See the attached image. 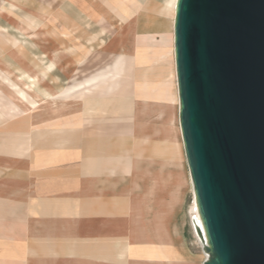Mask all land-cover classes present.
<instances>
[{
	"label": "crops",
	"instance_id": "1",
	"mask_svg": "<svg viewBox=\"0 0 264 264\" xmlns=\"http://www.w3.org/2000/svg\"><path fill=\"white\" fill-rule=\"evenodd\" d=\"M16 1L23 4L27 0ZM35 1L39 6L36 16L38 24L35 27L37 31L24 27L22 22L17 24L29 38L36 39L42 58L38 57L37 60L27 62L24 57L13 54L16 58L13 61L18 66L16 69H20L16 72L21 82L27 83L24 86L28 90L35 88L38 99H42V102L38 107L32 108L31 112L24 111L21 107L13 105L11 98L0 92V115H8L10 126L14 124L21 127L17 131L19 134L12 132L8 134L7 130L10 126L0 125L5 131L4 135L0 133V146H3L2 142L8 143L9 139L16 138L15 140L27 141L29 148L36 146L39 151L45 144L48 147L71 142L70 134L60 131L68 130L66 128H33L35 123L39 125L44 120L45 114L48 116L58 114L64 106H68L69 109L75 108L76 101L73 99L82 97L85 98V101L81 102L82 109H85L83 111L85 117L88 115L91 118L98 112L103 114L105 111H102L100 103L97 104V101L92 100L93 95H90L92 100L90 103L86 101L89 92L76 90V85L69 87L68 90L56 89L61 82L71 78L78 67L87 65L93 52H100L103 49L120 55V61L115 60L106 73V89L112 92L118 88L119 77L124 73L125 66L121 60L125 52H129L133 65L139 67L142 51L147 49L155 54L156 36H161L160 40L164 43L170 41L173 37V29H167V25L161 22L156 12L155 0ZM141 38L151 41L152 46L149 47L147 44L140 47ZM172 41L173 38L171 43ZM172 62L173 60L169 64L156 67L157 69L139 68L137 73L141 77L152 73L155 76L162 75L166 81L172 79ZM46 63H49L47 68H45ZM8 68L10 69V65ZM51 68H53V79L45 78ZM114 78L117 79L115 84ZM90 80L86 78L85 83ZM45 82H52V86H46ZM73 88L75 90H72ZM83 93L84 95L79 96ZM18 94L21 101L23 98H32L28 91L19 90ZM58 98L68 99V104L56 102ZM89 107L91 109L88 111ZM34 116H37L36 119L33 118ZM83 124L78 129L72 130H77L81 134L82 131L103 130L105 127L102 125L112 129L118 126L114 121L105 124L90 123L87 118ZM47 131L49 134L45 133ZM175 133V139L180 140L182 147L178 126L175 128ZM84 139L80 140L81 143L75 142L73 145L81 148L80 153L84 152L85 168L89 170L85 169L83 173L69 170L67 176H61L60 171L51 169L49 181L38 182L35 186L25 182V187L21 189V202L11 203L9 208L8 171H12L13 174H26L30 171L27 165L24 168L14 167L12 163H8V157L0 158V212L5 211L4 216L0 213V264H123L118 260L126 253H137L139 256L140 245H131L132 243H154L158 242V239L167 241L168 237L171 238L172 243L174 233L177 235L179 233L184 238L181 228L172 230L169 224L164 222L161 223L163 228L159 232L165 237L157 238L161 235L159 232L153 233L151 227L155 223L149 224L146 215L138 225L132 221L130 219L132 211H156L151 200L147 203L146 198L143 197L140 198L143 201L132 202L131 197L134 198L135 193L142 192L134 181L132 188L138 187L137 190L118 191L113 183L108 188L100 186L104 178L101 172L102 157L97 155L99 150L92 149L98 145V139L95 137H84ZM89 152L91 157H88ZM181 165L183 166L182 163ZM108 171L114 173L113 168H109ZM35 172L38 177L44 178V170ZM61 179L66 181L62 182ZM149 190L151 189H147ZM127 191H129L128 196L123 198L121 193ZM19 206L25 213L15 214L17 218L13 219L14 212ZM139 230H142L143 234H139ZM175 249L176 252H172L174 249L167 247L166 251L173 258L185 256L178 252L176 247ZM145 252L148 254V250L145 249ZM156 253H158L157 257L162 258V250ZM22 255L24 257L20 258Z\"/></svg>",
	"mask_w": 264,
	"mask_h": 264
},
{
	"label": "rangeland",
	"instance_id": "2",
	"mask_svg": "<svg viewBox=\"0 0 264 264\" xmlns=\"http://www.w3.org/2000/svg\"><path fill=\"white\" fill-rule=\"evenodd\" d=\"M155 2L158 7L163 5L165 0H155ZM37 7L39 8L35 0H27L23 4L16 0H0V92L11 98L13 105L29 112L32 111V108L38 107L42 99H38L35 88L28 90L24 86L27 83L21 82L20 76L16 72L20 69H16L18 66L13 61V59H16L13 54L24 57L27 62L37 60L38 57L42 58V52L37 48L36 39L29 38L27 33L20 29V25L17 24L22 22L24 27H30L31 30L37 31L35 29L38 24L36 19ZM159 17L162 22L164 15H159ZM160 38L161 36H156L157 50L155 54L152 51H147V49L142 51L139 67L133 65L129 52H125V56L121 60L125 66L124 73L119 77L118 88L112 92H108L106 89V73L108 67H111L115 60L120 61V55H117V52L113 54L103 49L100 52H93L87 61V65L78 67L71 78H67L65 82H61L59 87H56L58 90H68L69 87L76 85V90H87L89 98L87 97L86 101L89 103L92 100L97 101V104H101L102 111L105 110L103 114L98 112L96 116L94 115L91 118L88 115L85 117V113H83L85 109H82L83 106H81V102H84L85 98H77L73 99L76 101L75 108L69 109L68 106H64L58 114L50 116L45 114L44 120L40 123L41 125L36 123L33 125L34 129H37V127L44 129L63 127L68 129L60 131L61 133L65 131L66 134H70V144L66 142V144L48 147L45 144L38 151L36 146L29 148V144L25 140H15V138L9 139L8 143L2 142L0 158L5 159L8 157V163H12L14 167L24 168L27 165L30 171L26 174H13L12 171H8V208L13 202H21L20 194L21 189L26 185L25 182H28L30 186H35L38 182L49 181L51 169L60 171L61 176H67L69 170H76L81 173L85 169L89 170V168H85L84 152L83 154L80 153L81 148L74 147L73 144L85 140L84 137H95L98 139V145L92 147V149L99 150L97 155L102 157L101 172L104 178L100 186L108 188L113 183L118 191L137 190L139 187L142 192L139 194L133 193L132 202L143 201L140 198L144 197L147 203L151 200L150 202L156 210L150 212L132 211L130 219L138 225L146 215L149 224L151 222L155 223L151 227L154 234L162 231V222L169 224L172 230L181 228L184 232V238L179 233L177 235L172 232L174 233L172 243L169 237L167 241L158 239L159 241L154 243H132L131 245H140L139 256H137V253H126L118 261L123 264H131L135 261L153 264L157 261L170 260L186 264H203L206 256L190 223V210L194 206L192 201L193 190L183 142L181 147L180 140L175 139V128L179 124V119L173 41L171 43V40H168L164 43ZM140 41V47L147 46V44L149 47L152 46V42L144 38H141ZM172 60V79L165 81L162 75L155 76L153 73L141 77L137 73L139 68H156L163 64H169ZM8 65H10V69L15 70H10ZM47 67H49V63H46L45 68ZM47 77L53 79V68L50 69L45 78ZM86 78L91 80L85 83ZM70 79L71 81H68ZM116 80L114 78V84ZM45 85L52 86V82H45ZM75 88L72 90H75ZM19 90L28 91L32 98H23L21 101L18 94ZM82 95L84 93L79 96ZM90 95L94 96L92 100ZM58 99H56V102L60 101L68 104V99ZM90 109L89 107L88 111ZM36 117L33 118L36 119ZM86 118L90 123L102 122L105 124L114 121V123H118V126L112 129V127L101 124L105 127L103 130L82 131L81 134L77 130H72L83 126ZM35 119L33 120L36 121ZM9 120L8 115H0L1 126H8ZM18 128L21 127L11 124L7 132L8 134H17V131L20 130ZM0 133H3L2 135L5 133L1 127ZM45 133L49 134V131ZM90 152L88 157H91ZM109 168H113L114 173L108 171ZM40 169L44 170V178L38 177L35 172ZM61 181L65 182L66 180L61 179ZM132 181L137 183V188H132L134 185ZM147 189L153 191H147ZM128 192L121 193L122 197H127ZM17 208L18 210L14 212L13 219L17 218L15 214L25 213L20 209V206ZM0 213L2 216L5 215V211ZM7 218L9 222V215ZM139 231V234H143L142 230ZM160 235L161 237L157 238L165 237L162 236L163 233H160ZM167 247L174 249L172 252H176V247L177 251L185 254V256L183 255V258H173L166 251ZM145 249L148 250L150 256L154 255V258L148 257ZM158 250H162V258L157 257L158 253L156 252ZM133 256L137 257L133 258ZM23 257L24 255L20 258Z\"/></svg>",
	"mask_w": 264,
	"mask_h": 264
},
{
	"label": "water",
	"instance_id": "3",
	"mask_svg": "<svg viewBox=\"0 0 264 264\" xmlns=\"http://www.w3.org/2000/svg\"><path fill=\"white\" fill-rule=\"evenodd\" d=\"M173 46L203 264H264V0H176Z\"/></svg>",
	"mask_w": 264,
	"mask_h": 264
},
{
	"label": "bare ground",
	"instance_id": "4",
	"mask_svg": "<svg viewBox=\"0 0 264 264\" xmlns=\"http://www.w3.org/2000/svg\"><path fill=\"white\" fill-rule=\"evenodd\" d=\"M175 2H176V0H165L164 4L158 6L156 9L157 13L159 15H164L163 21L167 25V29L168 28L173 29ZM172 38L173 37H171V40H172ZM173 58H174V46H173ZM174 70H175V64H174ZM175 78H176V73H175ZM178 126H179V124H178ZM179 130H180V126H179ZM180 137H181V132H180ZM192 201H193L194 206L192 207V210H190V215H191L190 223L192 225V228H193V231H194L196 237L198 238V240H199V242H200V244L204 250L205 256L207 257L208 252L205 249L206 245H207V240H206L204 227H203V224H202L199 212H198L196 200L194 197V192H193ZM131 264H146V263H143L140 261H135V262H132ZM153 264H185V263L180 262V261H170V260L167 261L166 260V261H157V262H154Z\"/></svg>",
	"mask_w": 264,
	"mask_h": 264
}]
</instances>
